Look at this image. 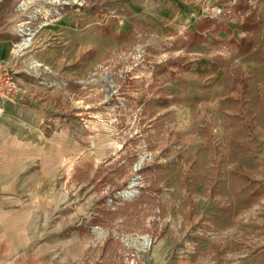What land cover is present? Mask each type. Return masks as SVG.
<instances>
[{
    "label": "rangeland",
    "instance_id": "1",
    "mask_svg": "<svg viewBox=\"0 0 264 264\" xmlns=\"http://www.w3.org/2000/svg\"><path fill=\"white\" fill-rule=\"evenodd\" d=\"M42 1L68 31L30 32L22 56L66 77L37 264H264V0H142L153 18L139 0Z\"/></svg>",
    "mask_w": 264,
    "mask_h": 264
},
{
    "label": "crops",
    "instance_id": "2",
    "mask_svg": "<svg viewBox=\"0 0 264 264\" xmlns=\"http://www.w3.org/2000/svg\"><path fill=\"white\" fill-rule=\"evenodd\" d=\"M141 1L139 13L153 18L148 12L149 6ZM43 4L42 0H0V61L11 62L14 45L32 31L37 35L44 30L49 35L67 36L68 18L65 15L59 14L44 22L40 20L45 16L41 17ZM36 6L41 9L37 10ZM31 13L33 17L26 20ZM32 43L31 40L29 46ZM24 53L22 50L15 58L19 85L15 102L2 104L0 113V264L38 262L35 254L29 252V246L36 240V220L31 215L39 210L35 204L37 175L41 176L40 180L44 178L50 156L48 148L52 145L51 142L46 145L43 130L51 128L52 123L59 131L66 130V124L54 117L56 109L52 107L53 98L50 97L56 91L54 87L58 86L50 80L59 75L61 86L66 77L62 76V71L42 74L39 69L43 64L34 67L35 71L29 70L26 60L22 59Z\"/></svg>",
    "mask_w": 264,
    "mask_h": 264
},
{
    "label": "built area",
    "instance_id": "3",
    "mask_svg": "<svg viewBox=\"0 0 264 264\" xmlns=\"http://www.w3.org/2000/svg\"><path fill=\"white\" fill-rule=\"evenodd\" d=\"M61 7L63 6L61 5ZM27 40H29L28 42L30 43L31 38L27 35L25 37L23 36L21 40L14 45L15 54L11 62L0 61V113L2 112V104L5 102H15L16 95L19 92L15 58L20 55L19 52L28 47L29 44L20 47V44ZM28 69L34 71V67L31 64H29Z\"/></svg>",
    "mask_w": 264,
    "mask_h": 264
},
{
    "label": "bare ground",
    "instance_id": "4",
    "mask_svg": "<svg viewBox=\"0 0 264 264\" xmlns=\"http://www.w3.org/2000/svg\"><path fill=\"white\" fill-rule=\"evenodd\" d=\"M31 1V0H30ZM33 1V0H32ZM58 2H61V0H58ZM48 11H44L43 14L45 16L48 15ZM28 41H25L24 43H22V45L20 44V47H23V45H28ZM132 194H134V189H126V190H123V192H121V195L123 197H129L131 196ZM126 241V240H125ZM127 244L129 245H133L135 246L137 249L139 250H144L146 249L149 245H150V242H149V239H145V236H139V243L136 242V239H133V240H130L127 242Z\"/></svg>",
    "mask_w": 264,
    "mask_h": 264
},
{
    "label": "water",
    "instance_id": "5",
    "mask_svg": "<svg viewBox=\"0 0 264 264\" xmlns=\"http://www.w3.org/2000/svg\"><path fill=\"white\" fill-rule=\"evenodd\" d=\"M142 160H143V157L140 158V160L135 163L134 167L135 169H138L142 163ZM137 184V176L134 175L133 177L130 178V180L128 181V186L129 187H132V186H135ZM123 192V191H122ZM136 192V190H134V193ZM122 196V195H121ZM148 237L145 236V239H147Z\"/></svg>",
    "mask_w": 264,
    "mask_h": 264
},
{
    "label": "trees",
    "instance_id": "6",
    "mask_svg": "<svg viewBox=\"0 0 264 264\" xmlns=\"http://www.w3.org/2000/svg\"><path fill=\"white\" fill-rule=\"evenodd\" d=\"M247 42H248L249 44H247ZM251 42H252V41H251L250 39L247 40V38H242V39H241V42L238 43L237 46H238L241 50H243V51H248V50L250 49V46L247 47L246 45H250ZM245 43H246V44H245Z\"/></svg>",
    "mask_w": 264,
    "mask_h": 264
}]
</instances>
